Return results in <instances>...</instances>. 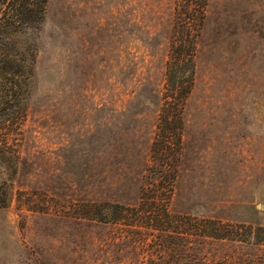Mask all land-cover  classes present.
I'll list each match as a JSON object with an SVG mask.
<instances>
[{
    "label": "rangeland",
    "instance_id": "374dc122",
    "mask_svg": "<svg viewBox=\"0 0 264 264\" xmlns=\"http://www.w3.org/2000/svg\"><path fill=\"white\" fill-rule=\"evenodd\" d=\"M177 4L48 0L40 30L5 35L26 112L0 158V264H264L263 244L172 229L264 228V0H207L168 194L151 150Z\"/></svg>",
    "mask_w": 264,
    "mask_h": 264
},
{
    "label": "trees",
    "instance_id": "16d2710c",
    "mask_svg": "<svg viewBox=\"0 0 264 264\" xmlns=\"http://www.w3.org/2000/svg\"><path fill=\"white\" fill-rule=\"evenodd\" d=\"M47 3L48 0H0V80L7 76L9 77V82L4 87V95L1 98L0 106L5 109L7 106H11L6 109L7 114L0 118V126L3 127L1 132L3 131L4 133V138L0 141L1 159L10 156L7 151V149H10L7 146L8 134L5 131L8 130L9 125L17 126L18 120H23L25 116L26 108L22 104V87L18 83V79L24 75L25 71L24 66H22L23 61L20 62L19 58H27L20 49L14 50L8 45L5 46L2 41L5 35L17 34L21 32L22 28L27 26L35 31L40 30L44 22ZM206 5L207 0H178L176 7V23L170 57L166 67L163 105L160 110L156 136L151 150L153 163L160 164L165 169L166 193L168 194L172 191V183L175 178V166L181 146L183 109L194 82L193 57ZM182 15L184 16L183 19L181 18ZM35 53L36 50H27L30 58L27 69L30 75L34 74ZM8 69H11L12 73H9ZM8 109H10L9 114ZM167 166L168 168H166ZM153 187H155V184H153ZM167 199L169 200V197ZM164 209L163 216L166 220H169L171 216ZM140 219H143V217ZM173 219L177 221V225L175 226L176 223L174 226L172 225V229H175L177 233H181L179 230L184 227V229L187 228L192 235L197 237L228 239L238 242L251 241L254 244L264 245V228L262 227L253 228L251 226L232 225L194 217L178 216ZM152 222L154 227L160 230H165L167 227L165 224H170L169 221L166 222L158 218H154ZM237 228L238 230H236Z\"/></svg>",
    "mask_w": 264,
    "mask_h": 264
}]
</instances>
